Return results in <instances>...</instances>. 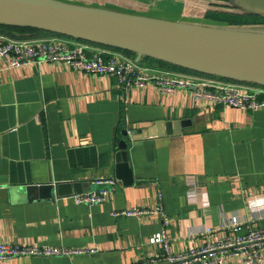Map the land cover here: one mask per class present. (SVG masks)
Instances as JSON below:
<instances>
[{"label": "crops", "instance_id": "obj_1", "mask_svg": "<svg viewBox=\"0 0 264 264\" xmlns=\"http://www.w3.org/2000/svg\"><path fill=\"white\" fill-rule=\"evenodd\" d=\"M53 1L226 26L204 16L196 20L206 10L192 8H204L205 0ZM223 1L236 4L244 14L248 11L237 0ZM259 14L245 15L264 18V6ZM260 26L264 25L244 27L263 30ZM158 122L188 123L178 134L153 138L130 150L134 183L124 187L115 178L122 132L147 130ZM102 179L118 184L108 202L94 206L78 205L72 197L29 201L21 191L30 184ZM161 204L168 225L159 213L114 216L132 208L154 210ZM233 219L242 234L264 227V110L209 106L187 90L164 95L155 85L128 88L114 76L85 74L64 63L9 70L0 62V244L98 250L0 264H146L165 257L164 248L152 243L165 228L172 252L183 253L226 238ZM208 228L211 234H206Z\"/></svg>", "mask_w": 264, "mask_h": 264}, {"label": "water", "instance_id": "obj_2", "mask_svg": "<svg viewBox=\"0 0 264 264\" xmlns=\"http://www.w3.org/2000/svg\"><path fill=\"white\" fill-rule=\"evenodd\" d=\"M264 0H237L256 13ZM236 6V4H233ZM260 15V14H259ZM0 24L34 28L87 43L135 53L136 62L155 58L224 80L264 86V76H246L207 68L205 62H264V30L235 26H203L171 22L53 0H0ZM188 122H158L147 130L122 132L115 156V178L124 187L134 183L129 151L157 137L180 133ZM141 143V144H140ZM99 188V189H98ZM107 186L94 182L30 184L21 188L29 201L71 198Z\"/></svg>", "mask_w": 264, "mask_h": 264}, {"label": "built area", "instance_id": "obj_3", "mask_svg": "<svg viewBox=\"0 0 264 264\" xmlns=\"http://www.w3.org/2000/svg\"><path fill=\"white\" fill-rule=\"evenodd\" d=\"M90 44L60 35L31 40H16L0 35V62L9 70H18L36 63H64L85 74L114 76L128 88L155 85L164 95L187 90L194 93L198 103L203 102L209 106H228L244 111L264 110V87L248 89L246 87L248 85L227 82L218 77L148 68L141 66L123 52L110 51ZM94 184L110 188L74 195L72 198L76 204L86 206L105 204L115 192L118 182L115 179H102L96 180ZM161 206L162 204L154 210L132 208L115 213L114 216L142 218L159 213L165 225H168L169 218ZM232 223L226 238L217 242H206L183 253L172 252L165 228L152 238L153 244L164 248L165 257L161 260L152 259L146 264H264V228H251L242 234L240 233L242 227L237 220L233 219ZM212 232L213 229L208 228L206 234ZM97 251L0 244V261L94 254Z\"/></svg>", "mask_w": 264, "mask_h": 264}, {"label": "trees", "instance_id": "obj_4", "mask_svg": "<svg viewBox=\"0 0 264 264\" xmlns=\"http://www.w3.org/2000/svg\"><path fill=\"white\" fill-rule=\"evenodd\" d=\"M204 19L212 23H216L219 25H227V26L242 27V26L264 25V18L258 15H235V14H229V13H223V12H217V11H208L204 15ZM0 35L6 36L10 39H16V40H31V39H37V38L57 36L54 33L46 32V31H42V30H38L34 28L7 26V25H1V24H0ZM81 42H84V41H81ZM90 45L104 48L110 51L123 52L129 58L136 60L137 55L132 52L123 51V50L106 47V46L95 45V44H90ZM140 64L142 66H147V67L149 66L151 68L152 67L161 68V69L170 68L172 70L180 71L183 73H191V74H195V75H199L203 77H212L210 75H204L200 73L191 72L184 68H180L178 66H174V65H171V64L159 61V60L151 59V58L142 59Z\"/></svg>", "mask_w": 264, "mask_h": 264}, {"label": "rangeland", "instance_id": "obj_5", "mask_svg": "<svg viewBox=\"0 0 264 264\" xmlns=\"http://www.w3.org/2000/svg\"><path fill=\"white\" fill-rule=\"evenodd\" d=\"M191 1H195V0H191ZM189 5L195 6V5H192L191 3H189ZM232 5L233 4L228 3L226 1H223V0L222 1H219V0H205V6H204V8L199 9L198 8L199 6H196V7H193L192 8V11H194V10H202L204 12L206 10V12H204V14L202 12L198 13L197 14V17H196V20H199V18L203 17L208 11H217V12H223V13H229V14H235V15H245L244 12H243V10H241L239 7L232 6ZM194 14L196 15V13H194ZM146 15L152 16V17L155 16V17L165 18V19H176L177 18L176 15H172L171 16V15L161 14V13H147ZM235 27H240V26H235ZM242 27H244V26H242ZM260 27H262L263 30H264V26H260ZM258 29H260V28H258ZM151 59H155V58H151ZM155 60H157V59H155ZM159 61H161V60H159ZM162 62H164V61H162ZM165 63H167V62H165ZM168 64H170V63H168ZM171 65H173V64H171ZM180 68H182V67H180ZM155 69L164 70V71H172V72H180V71L172 70L170 68L169 69H165V68L164 69L155 68ZM188 71H190V70H188ZM191 72H193V71H191ZM180 73H183V72H180ZM195 73H197V72H195ZM186 74H191V73H186ZM191 75H195V74H191ZM226 81L227 82H231V83L248 85V83H241V82L229 81V80H226ZM258 86H260V85H258ZM261 87H264V86H261Z\"/></svg>", "mask_w": 264, "mask_h": 264}, {"label": "bare ground", "instance_id": "obj_6", "mask_svg": "<svg viewBox=\"0 0 264 264\" xmlns=\"http://www.w3.org/2000/svg\"><path fill=\"white\" fill-rule=\"evenodd\" d=\"M207 68L219 72L238 73L246 76H264V62L232 61L230 63L205 62Z\"/></svg>", "mask_w": 264, "mask_h": 264}]
</instances>
